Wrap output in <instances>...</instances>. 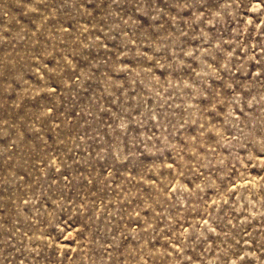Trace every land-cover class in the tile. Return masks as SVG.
I'll return each mask as SVG.
<instances>
[{
  "label": "rangeland",
  "instance_id": "rangeland-1",
  "mask_svg": "<svg viewBox=\"0 0 264 264\" xmlns=\"http://www.w3.org/2000/svg\"><path fill=\"white\" fill-rule=\"evenodd\" d=\"M0 264H264V0H0Z\"/></svg>",
  "mask_w": 264,
  "mask_h": 264
}]
</instances>
